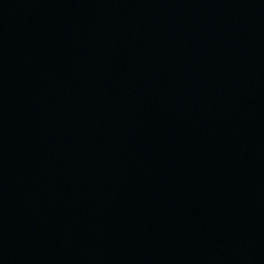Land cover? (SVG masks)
<instances>
[{"label": "water", "instance_id": "water-1", "mask_svg": "<svg viewBox=\"0 0 264 264\" xmlns=\"http://www.w3.org/2000/svg\"><path fill=\"white\" fill-rule=\"evenodd\" d=\"M0 264H264V0H0Z\"/></svg>", "mask_w": 264, "mask_h": 264}]
</instances>
